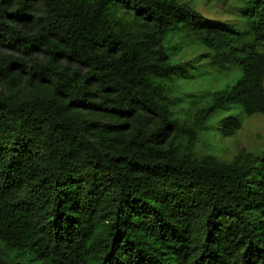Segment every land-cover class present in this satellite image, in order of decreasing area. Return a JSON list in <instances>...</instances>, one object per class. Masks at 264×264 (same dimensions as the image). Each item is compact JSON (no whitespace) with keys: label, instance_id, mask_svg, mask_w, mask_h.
<instances>
[{"label":"trees","instance_id":"trees-1","mask_svg":"<svg viewBox=\"0 0 264 264\" xmlns=\"http://www.w3.org/2000/svg\"><path fill=\"white\" fill-rule=\"evenodd\" d=\"M235 1L244 31L181 0H0V264H264V151L196 155L214 117L264 115V0Z\"/></svg>","mask_w":264,"mask_h":264},{"label":"rangeland","instance_id":"rangeland-1","mask_svg":"<svg viewBox=\"0 0 264 264\" xmlns=\"http://www.w3.org/2000/svg\"><path fill=\"white\" fill-rule=\"evenodd\" d=\"M188 3L193 9L199 12L204 18L210 21H220L222 23L234 24L237 29L246 30L245 21L240 17V3L231 0L226 3L216 0H181ZM181 39H175L177 43ZM205 50L191 46L188 42L182 44L181 51L175 56L179 62H189L201 57L196 65L202 66ZM232 75L235 73H231ZM190 81H181V88L178 95L198 96L202 92L218 89L224 82L229 81L223 78L222 74L212 72L209 76L197 73ZM227 116V115H224ZM222 117V115H221ZM242 128L232 137H223L218 130V116L210 122V130L202 136L196 147V155H214L224 161H232L241 152H255L257 154L264 151V115L253 117L240 116ZM197 155V156H198Z\"/></svg>","mask_w":264,"mask_h":264}]
</instances>
